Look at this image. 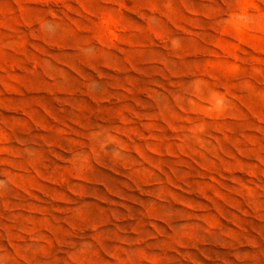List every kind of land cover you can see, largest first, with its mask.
Returning a JSON list of instances; mask_svg holds the SVG:
<instances>
[{"label":"rangeland","instance_id":"rangeland-1","mask_svg":"<svg viewBox=\"0 0 264 264\" xmlns=\"http://www.w3.org/2000/svg\"><path fill=\"white\" fill-rule=\"evenodd\" d=\"M0 264H264V0H0Z\"/></svg>","mask_w":264,"mask_h":264}]
</instances>
